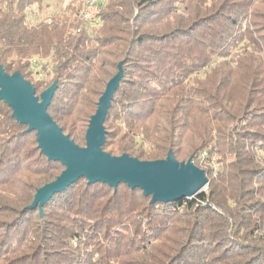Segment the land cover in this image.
<instances>
[{"label":"trees","instance_id":"trees-1","mask_svg":"<svg viewBox=\"0 0 264 264\" xmlns=\"http://www.w3.org/2000/svg\"><path fill=\"white\" fill-rule=\"evenodd\" d=\"M41 2L0 0L3 72L36 97L56 83L47 113L85 147L121 64L102 151L148 162L171 151L208 185L192 200L150 204L124 184L79 179L41 214L28 210L64 168L0 102V264H264V0H103L90 32L78 21L84 0L38 21ZM34 59L50 65L42 79ZM203 153L221 158L214 177Z\"/></svg>","mask_w":264,"mask_h":264},{"label":"water","instance_id":"water-1","mask_svg":"<svg viewBox=\"0 0 264 264\" xmlns=\"http://www.w3.org/2000/svg\"><path fill=\"white\" fill-rule=\"evenodd\" d=\"M123 77L121 64L117 73L106 83L97 101L94 114L85 131V147H78L55 124L47 113L57 84L53 83L38 97L31 84L19 73L8 75L0 66V102L11 110V117L26 132H35L37 148L48 161L59 163L64 170L52 182L37 189L28 210L42 207L56 194H61L79 179L88 185L104 184L113 190L119 184L138 189L150 198V204H169L181 199L192 200L208 185L205 172L191 159L178 163L171 151L165 159L148 162L127 155L112 157L102 151L105 142L104 121L114 92Z\"/></svg>","mask_w":264,"mask_h":264},{"label":"built area","instance_id":"built-area-1","mask_svg":"<svg viewBox=\"0 0 264 264\" xmlns=\"http://www.w3.org/2000/svg\"><path fill=\"white\" fill-rule=\"evenodd\" d=\"M99 13H100L99 0H84L82 10L78 16V21L88 32H90L97 25ZM30 66L32 72L37 77V79L44 78V75L50 71V65L46 61H39L37 59L36 60L34 59L30 61ZM215 155L219 157V155L213 154L212 157L210 158V161H207L209 159L207 153H203L200 157V164L203 166L204 169H206L204 166L205 164H207L209 166L207 170H209L211 174H213V177L215 176V173L219 169V167L216 168L214 166V163L216 164Z\"/></svg>","mask_w":264,"mask_h":264},{"label":"rangeland","instance_id":"rangeland-1","mask_svg":"<svg viewBox=\"0 0 264 264\" xmlns=\"http://www.w3.org/2000/svg\"><path fill=\"white\" fill-rule=\"evenodd\" d=\"M69 1L70 0H42L40 7L42 8L43 11L40 14L38 12V6L36 4L33 7H31V9H32V11L35 10L36 12H38V15L36 16L37 18L36 17L35 18L39 21L42 18H44V16H46L47 14L59 12ZM99 1L103 2V0H99ZM35 18H34V20H36ZM33 77L37 80L36 76H33ZM262 153H264V152H262ZM212 155L213 154H207V156L209 158L207 161H210V158L212 157ZM214 166L216 168L217 167L220 168V166H222L220 156L219 157L216 156V164L214 163ZM204 167L206 169L209 168V166L207 164H205ZM206 190H207V187H204L203 192H206Z\"/></svg>","mask_w":264,"mask_h":264}]
</instances>
